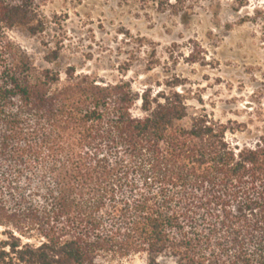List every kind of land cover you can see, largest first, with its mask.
<instances>
[{"label": "trees", "instance_id": "trees-1", "mask_svg": "<svg viewBox=\"0 0 264 264\" xmlns=\"http://www.w3.org/2000/svg\"><path fill=\"white\" fill-rule=\"evenodd\" d=\"M34 6L0 0V264H264V131L239 144L173 89L36 66L6 37L42 30Z\"/></svg>", "mask_w": 264, "mask_h": 264}, {"label": "rangeland", "instance_id": "rangeland-1", "mask_svg": "<svg viewBox=\"0 0 264 264\" xmlns=\"http://www.w3.org/2000/svg\"><path fill=\"white\" fill-rule=\"evenodd\" d=\"M34 5L32 23L42 30L32 36L10 29L6 37L36 66L53 68L62 78L73 68L103 83L124 80L136 91L173 89L184 96L190 116L232 122L239 130L227 134L232 142L249 143L263 133L264 0L241 6L236 0H34ZM53 51L59 60L46 65L43 58ZM4 250L10 252L8 246ZM158 261L177 264L167 257ZM109 264L146 259L135 255Z\"/></svg>", "mask_w": 264, "mask_h": 264}]
</instances>
